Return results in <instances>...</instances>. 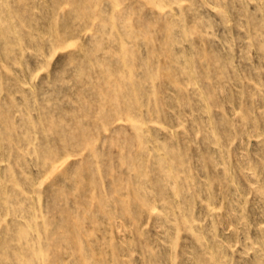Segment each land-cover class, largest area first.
I'll use <instances>...</instances> for the list:
<instances>
[{
	"label": "rangeland",
	"instance_id": "374dc122",
	"mask_svg": "<svg viewBox=\"0 0 264 264\" xmlns=\"http://www.w3.org/2000/svg\"><path fill=\"white\" fill-rule=\"evenodd\" d=\"M0 264H264V0H0Z\"/></svg>",
	"mask_w": 264,
	"mask_h": 264
}]
</instances>
